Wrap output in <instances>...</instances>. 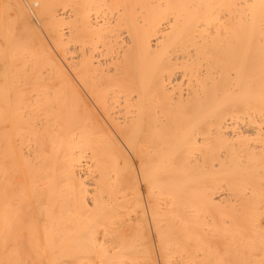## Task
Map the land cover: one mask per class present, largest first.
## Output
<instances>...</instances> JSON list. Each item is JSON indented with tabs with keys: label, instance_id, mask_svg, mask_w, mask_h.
Returning a JSON list of instances; mask_svg holds the SVG:
<instances>
[{
	"label": "bare ground",
	"instance_id": "6f19581e",
	"mask_svg": "<svg viewBox=\"0 0 264 264\" xmlns=\"http://www.w3.org/2000/svg\"><path fill=\"white\" fill-rule=\"evenodd\" d=\"M147 259L264 264V0H0V264Z\"/></svg>",
	"mask_w": 264,
	"mask_h": 264
},
{
	"label": "snow or ice",
	"instance_id": "6c2138e0",
	"mask_svg": "<svg viewBox=\"0 0 264 264\" xmlns=\"http://www.w3.org/2000/svg\"><path fill=\"white\" fill-rule=\"evenodd\" d=\"M151 254V249H149V255ZM143 264H161L159 259L152 260V259H147L143 262ZM167 264V262H165Z\"/></svg>",
	"mask_w": 264,
	"mask_h": 264
},
{
	"label": "rangeland",
	"instance_id": "374dc122",
	"mask_svg": "<svg viewBox=\"0 0 264 264\" xmlns=\"http://www.w3.org/2000/svg\"><path fill=\"white\" fill-rule=\"evenodd\" d=\"M147 193V191H145V194Z\"/></svg>",
	"mask_w": 264,
	"mask_h": 264
}]
</instances>
